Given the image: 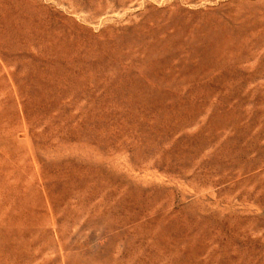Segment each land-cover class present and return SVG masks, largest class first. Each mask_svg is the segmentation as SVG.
<instances>
[{"label":"rangeland","instance_id":"374dc122","mask_svg":"<svg viewBox=\"0 0 264 264\" xmlns=\"http://www.w3.org/2000/svg\"><path fill=\"white\" fill-rule=\"evenodd\" d=\"M0 264H264V0H0Z\"/></svg>","mask_w":264,"mask_h":264}]
</instances>
